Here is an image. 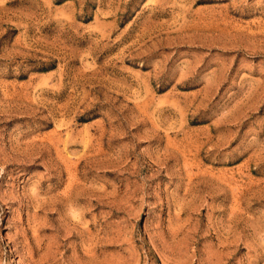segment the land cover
I'll use <instances>...</instances> for the list:
<instances>
[{
    "label": "rangeland",
    "instance_id": "rangeland-1",
    "mask_svg": "<svg viewBox=\"0 0 264 264\" xmlns=\"http://www.w3.org/2000/svg\"><path fill=\"white\" fill-rule=\"evenodd\" d=\"M0 264H264V0H0Z\"/></svg>",
    "mask_w": 264,
    "mask_h": 264
}]
</instances>
